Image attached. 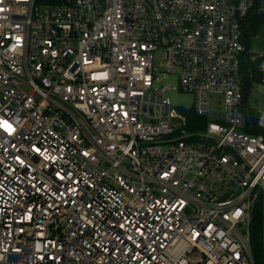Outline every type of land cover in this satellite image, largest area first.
<instances>
[{
    "label": "built area",
    "instance_id": "2783aa9c",
    "mask_svg": "<svg viewBox=\"0 0 264 264\" xmlns=\"http://www.w3.org/2000/svg\"><path fill=\"white\" fill-rule=\"evenodd\" d=\"M251 14L264 0H0V264H256V215L264 264ZM160 49L191 108L156 87Z\"/></svg>",
    "mask_w": 264,
    "mask_h": 264
},
{
    "label": "trees",
    "instance_id": "16d2710c",
    "mask_svg": "<svg viewBox=\"0 0 264 264\" xmlns=\"http://www.w3.org/2000/svg\"><path fill=\"white\" fill-rule=\"evenodd\" d=\"M243 42L247 47L250 46L252 39L255 38L264 28V17L258 15H249L243 21ZM255 71L256 65L250 61V58L244 56L242 58L241 71L245 76V86H246V97L249 95L250 86L256 76L253 77V80L249 77V71ZM184 114L188 119V130L189 131H200L206 125L207 119L198 116L193 109L189 111H184ZM254 119V114H251ZM261 233V224H260V216L256 215L255 223L253 227V235H252V243H253V253L255 257L256 264H260L262 261V251H263V242L260 240Z\"/></svg>",
    "mask_w": 264,
    "mask_h": 264
},
{
    "label": "rangeland",
    "instance_id": "374dc122",
    "mask_svg": "<svg viewBox=\"0 0 264 264\" xmlns=\"http://www.w3.org/2000/svg\"><path fill=\"white\" fill-rule=\"evenodd\" d=\"M252 50H254L256 53H264V28L253 39ZM154 69V74L156 76V87H161L162 85H171L173 88H175V90H171L170 92H168V97L171 99L172 104L175 107H180L184 109L191 108L194 104V96L190 93L178 90L180 86L179 78L175 74L167 73L165 69L163 49H160L158 52L155 53ZM23 89L26 90L25 88ZM257 100H261L260 94L254 95V107L257 106V104H255V101ZM217 104L218 102H214L213 114L217 111ZM260 264H262V261Z\"/></svg>",
    "mask_w": 264,
    "mask_h": 264
},
{
    "label": "snow or ice",
    "instance_id": "6c2138e0",
    "mask_svg": "<svg viewBox=\"0 0 264 264\" xmlns=\"http://www.w3.org/2000/svg\"><path fill=\"white\" fill-rule=\"evenodd\" d=\"M5 125H7L6 123L3 125L5 128H6V130H9V127H10V125H9V127H6ZM9 131H11V130H9Z\"/></svg>",
    "mask_w": 264,
    "mask_h": 264
},
{
    "label": "clouds",
    "instance_id": "9594fccd",
    "mask_svg": "<svg viewBox=\"0 0 264 264\" xmlns=\"http://www.w3.org/2000/svg\"><path fill=\"white\" fill-rule=\"evenodd\" d=\"M6 127H9V125H5ZM9 130H11V126L9 127Z\"/></svg>",
    "mask_w": 264,
    "mask_h": 264
}]
</instances>
